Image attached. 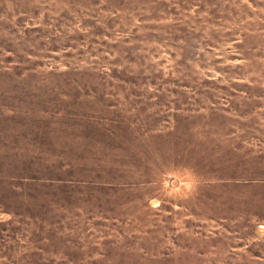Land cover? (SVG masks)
<instances>
[{
  "label": "rangeland",
  "instance_id": "obj_1",
  "mask_svg": "<svg viewBox=\"0 0 264 264\" xmlns=\"http://www.w3.org/2000/svg\"><path fill=\"white\" fill-rule=\"evenodd\" d=\"M0 264H264V0H0Z\"/></svg>",
  "mask_w": 264,
  "mask_h": 264
}]
</instances>
